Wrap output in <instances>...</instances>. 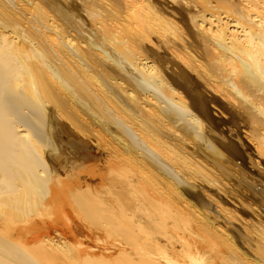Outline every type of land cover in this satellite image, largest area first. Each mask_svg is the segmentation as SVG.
Listing matches in <instances>:
<instances>
[{
  "label": "bare ground",
  "instance_id": "bare-ground-1",
  "mask_svg": "<svg viewBox=\"0 0 264 264\" xmlns=\"http://www.w3.org/2000/svg\"><path fill=\"white\" fill-rule=\"evenodd\" d=\"M263 209L264 0H0V264H264Z\"/></svg>",
  "mask_w": 264,
  "mask_h": 264
},
{
  "label": "rangeland",
  "instance_id": "rangeland-1",
  "mask_svg": "<svg viewBox=\"0 0 264 264\" xmlns=\"http://www.w3.org/2000/svg\"><path fill=\"white\" fill-rule=\"evenodd\" d=\"M261 192H262V190H261ZM264 210V209H263Z\"/></svg>",
  "mask_w": 264,
  "mask_h": 264
}]
</instances>
